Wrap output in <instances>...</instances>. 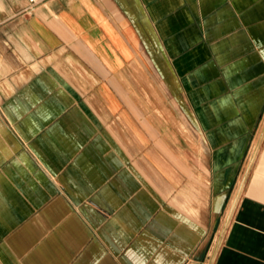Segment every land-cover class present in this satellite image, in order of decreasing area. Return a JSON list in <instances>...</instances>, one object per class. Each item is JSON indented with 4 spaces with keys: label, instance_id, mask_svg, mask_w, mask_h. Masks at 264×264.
<instances>
[{
    "label": "crops",
    "instance_id": "crops-1",
    "mask_svg": "<svg viewBox=\"0 0 264 264\" xmlns=\"http://www.w3.org/2000/svg\"><path fill=\"white\" fill-rule=\"evenodd\" d=\"M263 116L264 0H0V264H264Z\"/></svg>",
    "mask_w": 264,
    "mask_h": 264
},
{
    "label": "rangeland",
    "instance_id": "rangeland-1",
    "mask_svg": "<svg viewBox=\"0 0 264 264\" xmlns=\"http://www.w3.org/2000/svg\"><path fill=\"white\" fill-rule=\"evenodd\" d=\"M264 123V116H263V121H262V124ZM232 206V203H231V205H230V208H229V210H228V212H227V218H226V221H225V223H224V220H225V216H226V213H225V215H224V219H223V221H222V224L224 223V225H223V229H222V232L224 231V228H225V226L227 225V223H228V221H229V218H230V211H231V207ZM222 228V227H221ZM220 236V235H219ZM209 264H210V262H209Z\"/></svg>",
    "mask_w": 264,
    "mask_h": 264
},
{
    "label": "built area",
    "instance_id": "built-area-1",
    "mask_svg": "<svg viewBox=\"0 0 264 264\" xmlns=\"http://www.w3.org/2000/svg\"><path fill=\"white\" fill-rule=\"evenodd\" d=\"M42 0H29L30 2V6L33 7L35 5H37L38 3H40ZM264 130V124H263V128L262 131ZM210 260H208L205 264H209Z\"/></svg>",
    "mask_w": 264,
    "mask_h": 264
}]
</instances>
